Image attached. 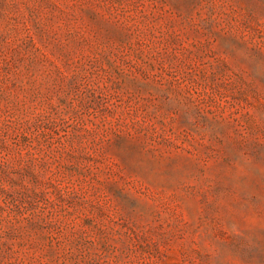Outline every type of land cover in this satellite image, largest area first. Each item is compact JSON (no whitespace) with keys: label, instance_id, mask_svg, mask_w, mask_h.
<instances>
[{"label":"rangeland","instance_id":"obj_1","mask_svg":"<svg viewBox=\"0 0 264 264\" xmlns=\"http://www.w3.org/2000/svg\"><path fill=\"white\" fill-rule=\"evenodd\" d=\"M0 264H264V0H0Z\"/></svg>","mask_w":264,"mask_h":264}]
</instances>
